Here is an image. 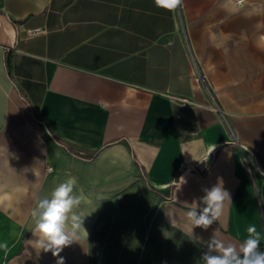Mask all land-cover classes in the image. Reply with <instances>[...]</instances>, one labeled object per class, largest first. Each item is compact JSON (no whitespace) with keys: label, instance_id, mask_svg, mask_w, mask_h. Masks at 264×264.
<instances>
[{"label":"crops","instance_id":"0c3cea01","mask_svg":"<svg viewBox=\"0 0 264 264\" xmlns=\"http://www.w3.org/2000/svg\"><path fill=\"white\" fill-rule=\"evenodd\" d=\"M69 177L86 233L53 256L31 210ZM218 181L222 216L191 227ZM252 225L264 0H0V264H203L214 234L238 246Z\"/></svg>","mask_w":264,"mask_h":264},{"label":"clouds","instance_id":"9594fccd","mask_svg":"<svg viewBox=\"0 0 264 264\" xmlns=\"http://www.w3.org/2000/svg\"><path fill=\"white\" fill-rule=\"evenodd\" d=\"M182 3L183 0H174L168 9L175 10ZM181 180L185 183L183 178ZM76 185V178L69 177L51 191L50 198H41L39 195L35 197L31 217L35 225L32 233L37 237L33 246L37 250L51 251L53 256H58L64 247L79 241L80 232L86 233L82 227L83 218L75 211L84 200L83 193L74 194ZM201 200L204 207L199 214L196 210L197 204L193 202L187 217L191 221V227L207 229L222 216L225 202L230 201V195L224 190L222 181H218L211 188L204 189ZM247 233L238 246L234 243L226 244L214 234L204 242L207 251L200 258L203 264H264V252L258 250L264 234L255 225L249 226ZM0 250L7 253L8 244L0 242Z\"/></svg>","mask_w":264,"mask_h":264},{"label":"snow or ice","instance_id":"6c2138e0","mask_svg":"<svg viewBox=\"0 0 264 264\" xmlns=\"http://www.w3.org/2000/svg\"><path fill=\"white\" fill-rule=\"evenodd\" d=\"M161 3H164L167 7H171L174 3V0H160Z\"/></svg>","mask_w":264,"mask_h":264},{"label":"trees","instance_id":"16d2710c","mask_svg":"<svg viewBox=\"0 0 264 264\" xmlns=\"http://www.w3.org/2000/svg\"><path fill=\"white\" fill-rule=\"evenodd\" d=\"M211 162H212V160H211ZM202 174H204V173H202Z\"/></svg>","mask_w":264,"mask_h":264},{"label":"built area","instance_id":"2783aa9c","mask_svg":"<svg viewBox=\"0 0 264 264\" xmlns=\"http://www.w3.org/2000/svg\"><path fill=\"white\" fill-rule=\"evenodd\" d=\"M177 8H179V7H177Z\"/></svg>","mask_w":264,"mask_h":264}]
</instances>
